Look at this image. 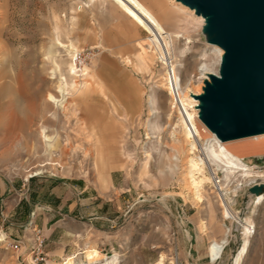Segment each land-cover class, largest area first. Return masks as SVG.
Listing matches in <instances>:
<instances>
[{
  "label": "rangeland",
  "instance_id": "rangeland-1",
  "mask_svg": "<svg viewBox=\"0 0 264 264\" xmlns=\"http://www.w3.org/2000/svg\"><path fill=\"white\" fill-rule=\"evenodd\" d=\"M146 4L167 31L185 35L173 37L175 69L203 91L202 64L220 69L204 26L171 0ZM148 35L114 0H0V264H48L31 252L39 211L52 216L49 223L73 224L74 250L64 257L84 259L94 247L101 257L117 253L116 264L232 263L244 226L224 216L213 181L202 200L194 197L185 154L173 143L178 113L168 67ZM142 46L146 66L138 63ZM69 49L78 73L86 65L91 74L75 97L66 95L73 91ZM246 160L264 171V152ZM211 165L233 211L255 225L243 264H264V201L251 203L249 177ZM224 238L214 259L210 242Z\"/></svg>",
  "mask_w": 264,
  "mask_h": 264
},
{
  "label": "bare ground",
  "instance_id": "bare-ground-1",
  "mask_svg": "<svg viewBox=\"0 0 264 264\" xmlns=\"http://www.w3.org/2000/svg\"><path fill=\"white\" fill-rule=\"evenodd\" d=\"M118 5L138 24L143 26L149 33L148 38L150 44L155 46V51L159 54L161 61L165 63L169 69L172 68L174 71L175 79L179 89V99L184 106L187 115L194 119L197 127V134L199 138V143L195 137L192 136L191 132L188 130L187 123L185 120V115L181 106L179 105L178 99L174 97L169 83L168 70L166 71V84L167 88L172 97L173 108L178 113V122L174 126L173 130V143L177 150L182 151L186 157V179L191 186L193 195L197 199L202 200V190L205 189L206 183L214 181L212 175L209 176L207 173V165L209 163L215 164L223 168L226 171V176L233 174L235 172H240L239 175L244 177H249L250 181H260L264 182V171L255 170L251 163L246 160V158L251 156H258L264 152V133L246 137L231 141H221L216 133L208 128L199 117L200 103L199 99L195 95L202 93V86L195 89L191 87V80L189 82H184L183 78L176 72L174 61H177L176 56L172 53V43L173 37L180 38L185 36L181 31L169 32L164 27L161 20L155 14V12L142 0H114ZM171 2L182 11L189 19L200 22V26L203 28L205 25V18L195 12V9L183 4L181 1L171 0ZM185 38H188L185 37ZM63 46V43H59ZM73 48L75 46L70 44ZM208 47L214 48L218 52L219 64L221 63L224 50L217 44L207 43ZM77 51V50H76ZM183 52V49L180 50ZM75 51L69 49V54L72 57L69 63V74L72 75V82L69 86L73 89L72 92H66L69 97H75L81 94L83 91L84 84L87 82L86 79L91 74L87 66L85 65L78 73V64L74 62ZM150 53L146 48L142 46L140 53L138 54V63L140 66L147 65V59ZM202 68L205 70L203 74V79L200 81L203 83L204 79L208 78L209 73L219 74L218 71H211L208 68V63L204 62ZM81 76H83L81 78ZM80 79V80H79ZM82 79V80H81ZM68 85V82L66 83ZM69 87H63L64 90H68ZM55 102L59 104L63 109L67 106L64 103L63 98L56 99ZM64 97V94H63ZM70 102V101H69ZM245 139H252L253 141L245 144H237ZM53 145L50 143V147ZM63 155V154H62ZM39 172H36L37 175ZM211 174V172H210ZM102 186L105 185L104 180L101 181ZM224 201V216L232 217L237 220L240 224L244 226V235L242 241L237 246L236 253L232 257L231 264H243L246 255L249 251L251 245L250 224H254L251 216H246L245 212L236 213L233 211L231 202H228L223 193L219 192V195ZM264 201V193L254 195L251 199V203L256 207L258 204ZM230 230V229H229ZM224 238L222 241L216 239L210 242L209 253L215 259L220 256L224 249V244L226 243ZM84 259H78V253H73L66 255L61 262H55L54 264H116L119 261V255L114 253L110 256L101 257L98 249L91 247L88 250H84ZM163 259L160 260L162 263ZM51 263L48 262V264ZM173 264V262L171 263Z\"/></svg>",
  "mask_w": 264,
  "mask_h": 264
},
{
  "label": "water",
  "instance_id": "water-1",
  "mask_svg": "<svg viewBox=\"0 0 264 264\" xmlns=\"http://www.w3.org/2000/svg\"><path fill=\"white\" fill-rule=\"evenodd\" d=\"M177 1L205 18L208 41L224 50L219 74L209 73L195 95L201 121L221 141L264 133V0Z\"/></svg>",
  "mask_w": 264,
  "mask_h": 264
},
{
  "label": "crops",
  "instance_id": "crops-1",
  "mask_svg": "<svg viewBox=\"0 0 264 264\" xmlns=\"http://www.w3.org/2000/svg\"><path fill=\"white\" fill-rule=\"evenodd\" d=\"M147 3L148 0H142ZM149 6V5H148ZM152 10L153 8L150 7ZM154 11V10H153ZM39 211L32 219L34 226L40 227L45 236V251L47 253V263L50 261H59L66 253L74 250L73 244L76 240L75 228L70 222L67 224L60 221L51 222L52 216L48 213L41 215ZM43 218V221H38ZM85 230L81 232L84 238ZM79 235V234H78Z\"/></svg>",
  "mask_w": 264,
  "mask_h": 264
},
{
  "label": "built area",
  "instance_id": "built-area-1",
  "mask_svg": "<svg viewBox=\"0 0 264 264\" xmlns=\"http://www.w3.org/2000/svg\"><path fill=\"white\" fill-rule=\"evenodd\" d=\"M168 76H169V83H170L173 95H174L175 99L176 98L178 99L179 105L181 106V108L183 110V113L185 115V120H186V123H187L188 130L191 132L192 136L197 139V141L199 143V138H198V134H197L196 124L194 122V119L190 118L187 115L186 110H185L184 106L182 105V103H181V101L179 99L180 95H179L178 85H177V82H176V79H175L174 71L170 67L168 69ZM207 168H208V171L211 172L212 178L214 180L213 182H214V185L216 186V188H218L219 192L223 193V195L226 196V193L222 189V179L219 176V171H216L218 167L214 168L213 165H211V163H209L207 165ZM220 169H221L222 172H224L223 168H220ZM261 183H263V182H261ZM261 183H260V181H250L249 180L248 181V186L252 187V186H254L256 184H261ZM242 185H243L242 183H237L235 186H236L237 189H239V188H241ZM225 199L228 200L229 199L228 196ZM255 231H256L255 225L250 224V233L254 234ZM35 237H36V239H35L36 241L33 244L32 250H31L32 257L37 262L47 263V253L45 252V248H44L45 236H44V234H43L41 229H36Z\"/></svg>",
  "mask_w": 264,
  "mask_h": 264
}]
</instances>
